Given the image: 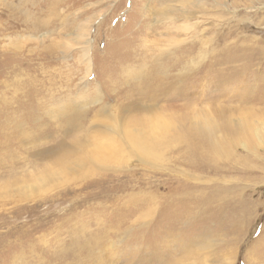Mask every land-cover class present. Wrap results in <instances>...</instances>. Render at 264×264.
Segmentation results:
<instances>
[{
	"label": "rangeland",
	"instance_id": "374dc122",
	"mask_svg": "<svg viewBox=\"0 0 264 264\" xmlns=\"http://www.w3.org/2000/svg\"><path fill=\"white\" fill-rule=\"evenodd\" d=\"M196 1L188 22L160 15L156 0H0V30L11 27L0 41L26 43L33 60L10 88L11 129L0 130V264H264V0ZM90 22L86 74L76 35ZM182 24L195 27L188 54L181 43L167 51L160 27ZM28 79L47 95L25 97ZM66 95L92 100L74 122L60 113ZM28 101L39 107L32 120ZM113 126L156 156L114 142ZM226 191L227 202L247 201L249 222L220 204L212 217ZM154 192L158 210L145 216Z\"/></svg>",
	"mask_w": 264,
	"mask_h": 264
},
{
	"label": "bare ground",
	"instance_id": "6f19581e",
	"mask_svg": "<svg viewBox=\"0 0 264 264\" xmlns=\"http://www.w3.org/2000/svg\"><path fill=\"white\" fill-rule=\"evenodd\" d=\"M21 1V0H20ZM157 1V8L159 9V12H158V10H156L160 15H162V16H172V17H175L174 19H177V20H184V21H186V19H188V22H189V19L192 17V15H191V17H190V15L188 14V13H190L189 12V9H192V8H198L199 6H200V2H198V1H196V2H191V0H156ZM218 1H224V0H218ZM30 2V1H29ZM205 2V1H204ZM28 3V2H27ZM30 3H32V2H30ZM196 3H197V5H196ZM149 4V3H148ZM19 5V4H18ZM142 5H144V4H142ZM20 6V5H19ZM66 7V6H65ZM203 7V6H202ZM19 8V7H18ZM147 8V7H146ZM156 8V7H155ZM201 9V8H200ZM199 9V10H200ZM193 10V9H192ZM196 10V9H195ZM207 10V9H206ZM11 11V10H10ZM61 11V10H60ZM198 11V10H197ZM22 12V11H21ZM27 12V11H26ZM38 12V11H37ZM62 12V11H61ZM141 12H142V14H143V17L146 19V14L144 13V10L141 8ZM205 12V11H204ZM10 13V12H9ZM49 13H51V12H49ZM59 13V12H58ZM151 13V12H150ZM201 13V12H200ZM206 13V12H205ZM14 14V13H13ZM25 14V13H24ZM31 14V13H30ZM193 14V13H192ZM27 15V14H26ZM198 15L199 14H197L196 16H197V18H198ZM25 16V15H24ZM43 16V15H42ZM52 16V15H51ZM194 16H195V14H194ZM193 16V17H194ZM3 17V16H2ZM1 17V18H2ZM16 17V16H15ZM27 17V16H26ZM29 17V16H28ZM27 17V18H28ZM56 17V16H55ZM150 18H151V16H149ZM40 18V17H39ZM44 18V17H43ZM139 18V17H138ZM214 18V17H213ZM36 19V18H35ZM74 19V18H73ZM215 19V18H214ZM40 20V19H39ZM173 20V19H172ZM27 21V20H26ZM45 21V20H44ZM64 21H66V19L64 20ZM97 21V20H96ZM137 21V20H136ZM192 21V20H191ZM215 21V20H214ZM213 21V22H214ZM29 22V21H28ZM159 22V21H158ZM12 23V22H11ZM33 23V22H32ZM146 23V22H145ZM182 23V22H181ZM184 23V22H183ZM192 23V22H191ZM1 24V23H0ZM15 24V23H14ZM26 24V23H25ZM140 24V23H139ZM203 24V23H202ZM217 24V23H216ZM240 24V23H239ZM64 25V24H63ZM199 25V24H198ZM197 25V26H198ZM59 26V25H58ZM67 26V25H66ZM70 26H72V25H70ZM145 26V25H144ZM153 26V25H152ZM197 26H196V28H197ZM200 26V25H199ZM3 27V26H2ZM42 27H44V26H42ZM55 27V26H54ZM179 27V26H178ZM29 28V27H28ZM31 28H33V29H35V30H38V28L39 27H37V26H32ZM66 28V27H65ZM80 28V27H79ZM92 28H93V25H92V23L90 22L89 23V25L87 24V23H85L80 29H79V32L77 33V35H76V41H77V46H82V48H83V46H84V48H83V50H82V54H83V59H84V64L86 65V74H88L89 72H90V68L89 67H92V65H93V59L91 58V56H90V54H91V49H92V43H93V41H92V37H91V34H92ZM161 29H164L165 31H166V38H165V40H166V43H165V48H166V50L167 51H170L172 48H176L180 43L181 44H183V46H184V44H188L190 41H189V34L190 33H192L191 31H193L192 29H195V27H193L192 25H188V24H182V25H180V27L178 28V29H176V30H179V31H176V32H171V31H169L168 29H167V25H163L162 27H160ZM1 29V28H0ZM63 29V28H62ZM11 30V27L10 26H8L7 28H5V29H3V30H0V34H3V35H5V34H7V33H9L8 31H10ZM25 30V29H24ZM34 30V31H35ZM69 30V29H68ZM141 30V29H140ZM148 31H152L153 29H152V27H149L148 29H147ZM22 31V30H21ZM200 31V30H199ZM16 32V31H15ZM142 32V34H143V30L141 31ZM140 32V33H141ZM179 32V33H178ZM205 32H206V30H205ZM11 33V32H10ZM165 33V32H164ZM176 33V34H175ZM175 34V35H174ZM17 35V34H16ZM144 35V34H143ZM1 36V35H0ZM196 36V35H195ZM142 38V37H141ZM207 38V37H206ZM191 39H192V37H191ZM195 39H196V37H195ZM15 40V39H14ZM139 40H141L142 42H143V46H144V48H147L146 46H145V44L144 43H146V41L144 40V39H139ZM208 40V39H207ZM72 40H70V42H71ZM195 41V40H194ZM205 41V40H204ZM68 42V41H67ZM67 42H65V45H67L68 43ZM72 43H74L75 44V42H73L72 41ZM141 43V42H140ZM202 43V42H201ZM207 43V42H206ZM26 44V43H25ZM24 44V45H25ZM24 45L22 46V47H16V45H14V44H10V47H6V46H3V41H0V120H4L5 122H4V124H2L1 126H0V130H5V131H10V129H11V124H12V119L13 118H11L10 117V115H13V110H14V108H13V105H14V103L16 102V101H14V97L12 96V97H9V95H13V92L10 90V88H11V86L12 85H15L16 83H18L19 81H21V80H23L22 79V77H24V76H26L27 74L29 75V73H28V69L30 68V66H31V62L33 61H31V58H30V56H29V54H25L24 52H23V50H22V48L24 47ZM135 45V44H134ZM134 45H128V47H127V50L125 51V54L124 55H127V56H130V54H131V49L134 47ZM57 46V45H56ZM55 46V47H56ZM131 46H133L132 48H131ZM201 46V45H200ZM204 46V45H203ZM54 47V48H55ZM73 47H75V45L73 46ZM138 49H140L141 47H140V45L138 44ZM82 48H80V49H82ZM143 48V47H142ZM186 48H189V47H186ZM186 48H185V46L184 47H182L181 48V51L183 52V53H187L186 52ZM25 49V48H24ZM60 49H62V48H60ZM71 50H72V48H70ZM69 50V49H68ZM147 51H151V52H154L155 54H156V50H155V48H152V49H149V50H147ZM40 53V52H39ZM44 54V53H43ZM181 54V53H180ZM188 54V53H187ZM42 55V54H41ZM50 55V54H49ZM187 56V55H186ZM202 56H204V55H202ZM54 57V56H53ZM47 58H50V57H47ZM156 58H157V56H155L154 58L153 57H151V58H149V59H146L144 62V66H145V70L150 66V67H154V66H156V65H158L159 64V58H157V60H156ZM19 60L21 61V64L19 63ZM186 60V59H185ZM147 62V63H146ZM123 65V67L122 68H124V69H121L122 70V72H123V77H125L127 74H128V69L130 68L128 65H126V68H125V64L124 63H122ZM84 65V66H85ZM109 65V64H108ZM88 68H89V70H88ZM108 68V67H107ZM107 68H104V69H107ZM32 72V71H31ZM80 72H83V71H80ZM109 73V72H108ZM17 74V75H16ZM50 74V73H49ZM78 74H79V72H78ZM104 74V73H103ZM129 74H130V72H129ZM51 75V74H50ZM71 75V74H70ZM48 77H49V75H48ZM60 77V76H59ZM106 77H108V76H106ZM109 78V77H108ZM54 79H56V78H54ZM70 80V79H69ZM87 80V79H86ZM42 82V81H41ZM51 82V81H50ZM53 82V81H52ZM61 82V81H60ZM86 82V81H85ZM27 83V84H26ZM26 85L24 86V88L26 89V95H25V97H28V99H29V97H31V96H33V95H36L37 96V94H40L41 93V91L42 92H45L44 94H45V96L47 95V91H49V89L46 87L47 86V84L45 85H42L43 87L41 88V90H35V83H34V81L32 80V79H28V82L26 81ZM37 83V82H36ZM39 84V83H38ZM56 84V83H55ZM110 85V84H109ZM18 86H19V84H18ZM17 86V87H18ZM50 86V85H49ZM51 86H53V85H51ZM55 86V85H54ZM53 86V87H54ZM159 90H162L161 88H159V87H152L151 89H150V93H151V95H153V96H158V91ZM36 91V92H35ZM43 95V94H42ZM69 95V94H68ZM35 96V97H36ZM45 96H43V97H45ZM71 96V95H70ZM70 97H68L67 95H66V97L64 98V99H62L61 101V106H59V109H60V113H61V116L64 118V119H66V120H68L69 122H74V120L76 119V118H78L79 116H81L82 115V113H81V111L84 109V108H86L87 106H88V104H90L91 103V101H88L87 99H85L82 103H78L77 101H76V99H72V100H70L69 99ZM75 98V97H74ZM97 98V97H96ZM36 99V98H35ZM97 100H100V99H97ZM25 101V100H24ZM36 102L37 101H35V103H33V102H30V101H28L25 105L27 106V107H29V109H28V111H25L24 110V112H26V115L27 114H31L32 112H34L37 108H39V107H37L38 105H36ZM62 103H64L65 105H62ZM87 103V104H86ZM22 104V103H21ZM18 106H19V104H18ZM22 106H20V107H18L17 109H16V111H19L20 110V108H21ZM49 110H50V108H49ZM12 111V112H11ZM21 111V110H20ZM19 111V112H20ZM10 112V113H9ZM52 112H53V110H52ZM39 113V112H38ZM52 114V113H51ZM58 114V113H57ZM34 115V114H33ZM28 116V120L30 119V120H32L31 119V117H33V116H31V115H27ZM16 117V116H15ZM37 117V116H36ZM24 119V118H23ZM35 120V119H34ZM31 122H33V121H31ZM142 123H143V125L144 124H147L145 121H141ZM17 123V122H16ZM23 123H25V122H23ZM210 123V120H208L207 121V124H209ZM20 125H22V124H20ZM19 125V126H20ZM142 126V125H141ZM16 128H17V126H15ZM21 127V126H20ZM139 127V126H138ZM21 129H22V127H21ZM153 129H154V132H156V133H158V135H162V132L164 131V129H165V125H159V127H153ZM13 130V129H12ZM142 130H144V129H142ZM22 131V130H21ZM137 131H139V130H137ZM15 132V131H14ZM108 132H109V135H110V137H115L114 139H113V141L114 142H117L118 140V137L122 140V139H125V140H127V141H129V142H133V143H131L132 145H130L131 146V151L133 152V153H135V154H139V155H142V156H146L147 158L150 156V154L151 155H153V156H156V154L154 153L153 154V148L151 149V147H149V146H145L146 144H142V141H140V140H137L138 139V137H137V139H133V136H131L130 134H129V132H126V131H123V130H119L118 128H116L115 126H113V127H111V128H109V130H108ZM140 132V131H139ZM142 132V131H141ZM18 133V132H17ZM153 133V132H152ZM19 134V133H18ZM134 134V133H133ZM155 134V133H154ZM150 135V134H149ZM148 135V136H149ZM157 135V136H158ZM148 136H147V139H148ZM155 136V135H154ZM17 138V137H16ZM149 138H150V136H149ZM157 138V137H156ZM144 139V138H143ZM146 139V140H147ZM34 140V139H33ZM151 140H152V138H150V143H151ZM153 140H155V139H153ZM156 141V140H155ZM153 142V141H152ZM149 143V142H148ZM147 143V144H148ZM149 143V144H150ZM151 144H153V143H151ZM154 147V146H153ZM158 147V146H157ZM220 147H221V151L223 152V146H221L220 145ZM154 150H156V149H154ZM116 151H118V150H116ZM119 151H123L122 149H119ZM158 151V150H157ZM158 153V152H157ZM90 154V153H89ZM88 154V155H89ZM159 155H160V153H159ZM158 157V156H157ZM157 157H155V158H157ZM144 158V157H143ZM153 159V158H152ZM160 159V158H159ZM158 159V160H159ZM154 160V159H153ZM157 160V159H156ZM155 160V161H156ZM162 160H164V159H162ZM160 161V160H159ZM200 161H202V160H200ZM197 162V161H196ZM209 162V161H208ZM207 162V163H208ZM199 163V162H198ZM196 164V163H195ZM204 164V163H203ZM195 167V166H194ZM197 167V166H196ZM200 167V166H199ZM223 192V191H222ZM221 192V193H222ZM146 194V193H145ZM238 194H241L240 192H238ZM143 195V194H142ZM177 195L179 196V197H188L185 193H183V192H178L177 193ZM228 195H229V193H227V191L225 192V193H223V195H220V197H219V202H216V204H214L215 206V208H216V210H215V208H214V211H212V217L213 216H215L216 214V212H217V210H219L218 209V207H219V204L221 205V206H224L222 209L225 211V213H226V217H229V218H232V220L235 222L236 220H237V224H239V223H242L244 220L247 222H249L250 221V219L253 217V215H252V211H251V209H249L248 210V207L246 206V204H247V201L246 200H243V202H238L237 203V205L235 204H232L233 202H227V201H225L226 200V198H228ZM230 196H232V194H230ZM145 197V196H144ZM147 197V196H146ZM150 198H147V204H151V206L153 207V208H150V207H148V211L149 212H147L146 213V215L145 216H149V215H153L154 216V214L156 215V212H157V210H158V206H159V202H158V197H157V194L154 192L153 193V195H150L149 196ZM216 198V197H215ZM218 199V198H217ZM204 201H205V199H203ZM206 201H208V200H206ZM237 201V200H236ZM145 202V203H146ZM214 201L213 200H211L210 201V203L212 204ZM141 203H142V201H141ZM221 203H223V204H221ZM224 203H228V204H224ZM143 204V203H142ZM141 205V204H140ZM231 206V207H230ZM230 207V208H229ZM211 208V207H210ZM213 208V207H212ZM221 208V207H220ZM253 210V209H252ZM222 211V210H221ZM223 211V212H224ZM146 212V211H145ZM236 223V222H235ZM247 233V232H246Z\"/></svg>",
	"mask_w": 264,
	"mask_h": 264
}]
</instances>
